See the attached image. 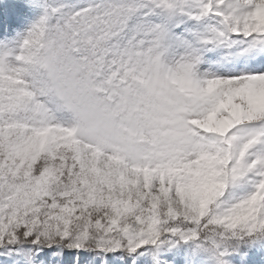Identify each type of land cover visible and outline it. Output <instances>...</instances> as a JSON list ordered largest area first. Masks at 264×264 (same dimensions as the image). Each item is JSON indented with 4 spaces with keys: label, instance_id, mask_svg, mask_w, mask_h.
<instances>
[{
    "label": "snow or ice",
    "instance_id": "1",
    "mask_svg": "<svg viewBox=\"0 0 264 264\" xmlns=\"http://www.w3.org/2000/svg\"><path fill=\"white\" fill-rule=\"evenodd\" d=\"M43 7L0 33V264L264 240V0Z\"/></svg>",
    "mask_w": 264,
    "mask_h": 264
},
{
    "label": "rangeland",
    "instance_id": "2",
    "mask_svg": "<svg viewBox=\"0 0 264 264\" xmlns=\"http://www.w3.org/2000/svg\"><path fill=\"white\" fill-rule=\"evenodd\" d=\"M1 3L3 6L0 10V14L6 13L10 16L11 19V21H8L9 23L6 25L1 22L0 19V33H2L3 35H6L5 31H10L12 29L15 30L16 35L18 33H25L33 23L40 19V17L44 13V0H1ZM12 37H15V35ZM0 38H3V36H0ZM172 248L173 250H175V244L172 245ZM82 257L88 258L90 256ZM99 259L100 258L95 259V262H99ZM140 259L142 260L143 257H141ZM227 259L229 260L230 264H240L239 259H237L233 255H229ZM84 260L85 261H83L82 264H88L87 259ZM169 261H171L172 264H214L212 257L211 259L202 257L198 253L197 248L186 249V252L182 255L175 253L169 259ZM59 262L60 254L56 253L54 256L51 257V264H60ZM110 264L128 263H126V259H124L122 255H114V258L112 259ZM135 264H139V261L135 262Z\"/></svg>",
    "mask_w": 264,
    "mask_h": 264
},
{
    "label": "trees",
    "instance_id": "3",
    "mask_svg": "<svg viewBox=\"0 0 264 264\" xmlns=\"http://www.w3.org/2000/svg\"><path fill=\"white\" fill-rule=\"evenodd\" d=\"M264 241V240H263ZM66 250H68V249H66ZM239 253H244L245 255H248L249 254V252H246V251H244V250H241Z\"/></svg>",
    "mask_w": 264,
    "mask_h": 264
}]
</instances>
